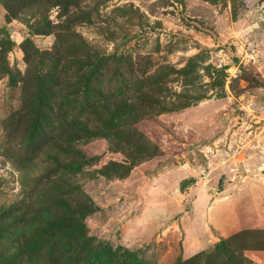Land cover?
I'll use <instances>...</instances> for the list:
<instances>
[{
    "label": "rangeland",
    "instance_id": "374dc122",
    "mask_svg": "<svg viewBox=\"0 0 264 264\" xmlns=\"http://www.w3.org/2000/svg\"><path fill=\"white\" fill-rule=\"evenodd\" d=\"M80 38L102 103L134 114L69 147L87 159L60 130L75 87L35 85L78 82ZM60 195L93 203L92 264H264V0H0V211Z\"/></svg>",
    "mask_w": 264,
    "mask_h": 264
},
{
    "label": "trees",
    "instance_id": "16d2710c",
    "mask_svg": "<svg viewBox=\"0 0 264 264\" xmlns=\"http://www.w3.org/2000/svg\"><path fill=\"white\" fill-rule=\"evenodd\" d=\"M68 3L70 2L65 4ZM81 41L83 44L77 47H83L90 53L82 55V58L77 60L68 61L71 64L86 63L85 68L79 73L78 82L75 83V85L78 83L77 86L68 80L70 68L67 64L64 65V77L50 71L38 76L37 84L35 83L38 90L47 89L48 85L56 86L61 83L60 79H64L75 87L73 92L70 91L65 95V98L72 102H82L81 115L83 116H72L60 128L68 148L73 146V143L88 139L91 135L104 134V130L113 126V118L116 115L120 121L124 119L126 124L134 117V114L124 105H121L122 107L117 105L110 110L102 103V96H100L102 92L98 83L105 75L101 72L100 56L92 53L93 48L88 42L82 39ZM81 68L77 70V73ZM47 81H49L48 85ZM40 95L42 96L40 103L43 106L53 107L54 99L48 98L46 94L40 93ZM67 153L78 154V157L87 159L86 155L76 150L70 149ZM78 163V161L72 162L69 169L76 171ZM56 188L62 190L57 184ZM72 201L75 204L69 203L62 195L58 198L45 199L42 201L43 209L35 210V214L33 211V216L26 221L7 218V215L17 210L14 206L2 209L0 211V264H92L95 258L103 257L104 252L96 253L84 223L86 216L94 211L91 199L88 196H82L74 197ZM55 206H59L56 211L52 209ZM23 216L26 218V215ZM257 236L258 234H256V240H259ZM262 249L264 250V248L258 250ZM229 252L232 251H226V253ZM209 259H212V256L206 254L198 260L194 258L188 261L187 264H209Z\"/></svg>",
    "mask_w": 264,
    "mask_h": 264
},
{
    "label": "crops",
    "instance_id": "0c3cea01",
    "mask_svg": "<svg viewBox=\"0 0 264 264\" xmlns=\"http://www.w3.org/2000/svg\"><path fill=\"white\" fill-rule=\"evenodd\" d=\"M220 231H221V230H220ZM221 235L225 236V235H226V234H225V231H224V232L222 231V232H221ZM259 253H260V252H259Z\"/></svg>",
    "mask_w": 264,
    "mask_h": 264
}]
</instances>
